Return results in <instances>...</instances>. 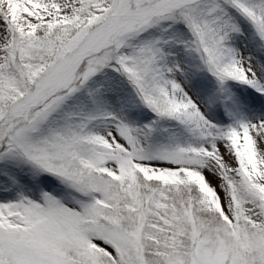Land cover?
I'll use <instances>...</instances> for the list:
<instances>
[{
	"label": "snow or ice",
	"instance_id": "1",
	"mask_svg": "<svg viewBox=\"0 0 264 264\" xmlns=\"http://www.w3.org/2000/svg\"><path fill=\"white\" fill-rule=\"evenodd\" d=\"M0 264H264V0H0Z\"/></svg>",
	"mask_w": 264,
	"mask_h": 264
}]
</instances>
